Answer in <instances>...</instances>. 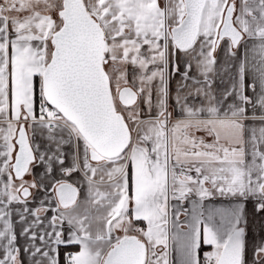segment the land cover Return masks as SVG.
Instances as JSON below:
<instances>
[{
  "label": "snow or ice",
  "instance_id": "snow-or-ice-1",
  "mask_svg": "<svg viewBox=\"0 0 264 264\" xmlns=\"http://www.w3.org/2000/svg\"><path fill=\"white\" fill-rule=\"evenodd\" d=\"M0 264H264V0H0Z\"/></svg>",
  "mask_w": 264,
  "mask_h": 264
}]
</instances>
